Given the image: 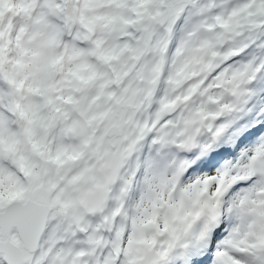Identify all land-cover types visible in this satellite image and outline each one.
<instances>
[{
	"label": "snow or ice",
	"instance_id": "6c2138e0",
	"mask_svg": "<svg viewBox=\"0 0 264 264\" xmlns=\"http://www.w3.org/2000/svg\"><path fill=\"white\" fill-rule=\"evenodd\" d=\"M0 264H264V0H0Z\"/></svg>",
	"mask_w": 264,
	"mask_h": 264
}]
</instances>
